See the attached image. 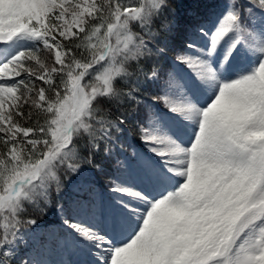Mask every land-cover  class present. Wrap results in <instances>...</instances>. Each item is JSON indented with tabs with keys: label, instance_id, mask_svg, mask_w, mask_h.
<instances>
[{
	"label": "snow or ice",
	"instance_id": "obj_1",
	"mask_svg": "<svg viewBox=\"0 0 264 264\" xmlns=\"http://www.w3.org/2000/svg\"><path fill=\"white\" fill-rule=\"evenodd\" d=\"M167 3L0 0V264L98 154L61 264H264V0L175 35Z\"/></svg>",
	"mask_w": 264,
	"mask_h": 264
},
{
	"label": "rangeland",
	"instance_id": "obj_2",
	"mask_svg": "<svg viewBox=\"0 0 264 264\" xmlns=\"http://www.w3.org/2000/svg\"><path fill=\"white\" fill-rule=\"evenodd\" d=\"M255 3L258 5L259 0L255 1ZM257 20H258V17H257ZM201 23H204L205 27H208V28L211 27V24L208 23L207 21H202ZM173 26L175 27V24ZM124 143L125 142L123 141L122 144ZM117 153L119 154V149H117ZM111 158L113 159V168H115L116 166L115 160L117 157L112 156ZM120 158L123 159V155H120ZM88 171L89 170H87L84 166V170L81 174H79L76 177L69 178L68 185L66 183L65 188H64L68 191V194L66 196L65 192L62 193V198L59 197L58 199L59 204H63L66 201H70L73 198H76L78 189H86L91 185H95L97 188H100V181L98 180L94 181L93 175L89 173ZM107 182L108 180L105 181L104 184L106 185ZM49 210L52 211L50 215H52L53 212L55 213L56 219L59 220V226L55 225L51 227H45L43 225L41 226L35 225L32 229L27 230L24 234L23 241L18 242V246L16 248V252L14 256V260L16 264H18L21 258L27 259L29 256L33 257L36 260L41 261L42 264H61L62 261L69 260V259L75 260L78 258L75 256H70L67 252L62 251L52 241V233L60 232L61 217L56 209L52 210V208H49Z\"/></svg>",
	"mask_w": 264,
	"mask_h": 264
},
{
	"label": "trees",
	"instance_id": "obj_3",
	"mask_svg": "<svg viewBox=\"0 0 264 264\" xmlns=\"http://www.w3.org/2000/svg\"><path fill=\"white\" fill-rule=\"evenodd\" d=\"M222 0H168L167 11L164 14V20L170 25H174L173 34H177L178 30L183 29L189 25H196L202 19H208L214 9L218 8ZM232 3H239V0H231ZM256 1V0H255ZM166 63V62H165ZM123 141L135 142V131L133 128H129L121 137ZM93 164L98 165L99 168L91 165H85L96 179H99L102 183H105L111 176L113 168V159L106 157L104 154H98L93 159ZM99 169H103L100 171ZM69 181V179H68ZM67 181V185H68ZM65 195L67 190L64 189ZM59 197H53L52 210H55ZM51 210H47L44 214L38 215L35 218L37 222L41 224H50L52 215Z\"/></svg>",
	"mask_w": 264,
	"mask_h": 264
}]
</instances>
